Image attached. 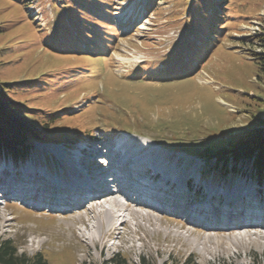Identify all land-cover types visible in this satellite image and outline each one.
<instances>
[{
  "label": "rangeland",
  "instance_id": "374dc122",
  "mask_svg": "<svg viewBox=\"0 0 264 264\" xmlns=\"http://www.w3.org/2000/svg\"><path fill=\"white\" fill-rule=\"evenodd\" d=\"M54 1L56 5L62 4L60 0ZM110 1L115 7L107 17L112 18L119 31L116 34L119 37L114 41L116 51L109 58L113 68L104 66L111 50L101 52L102 56L96 57L91 64L93 69L85 70L90 79L87 82L76 81L72 88L66 86L53 97L52 102L64 110L63 115L66 111L70 114L68 119L63 117L58 125L72 121L69 127L73 131L87 125L94 132L93 137L84 135L79 139L89 147L85 152V162L82 161L80 166L90 167L89 173L97 174L100 161L91 157L93 152L90 149L102 146L98 149L104 150L113 146L116 141L113 137L117 134L141 140L137 142L140 144L137 148L142 147L138 149L141 154L152 156L155 150H161L163 153H157L153 159L160 154L163 166L170 168L175 165L179 172L189 169L187 175L195 170L212 174L217 166L214 161L201 159L200 152L208 149L215 153L218 148L233 142L235 136L259 127V119L264 120V74L255 61L258 55L263 54L256 37L264 35V0H233L231 6L234 9L227 11L228 17L233 16L229 25H222L218 32L212 31L211 37L207 38L210 42L198 43L197 50L190 55L191 44L185 43L188 57L184 55V58L189 59V65H176V71L167 76L159 75V79H168L161 82L150 80V76L158 71L169 72L170 67L159 64L158 71L146 69L137 81L131 79L137 73V69L132 68L180 51L183 48L181 42L199 38L200 23L192 20L194 24L190 27L180 25L187 8L178 0ZM24 3L27 4L23 6L18 1L0 0V80L12 82L45 75L49 81L52 73L59 72L68 65L65 61L74 57L58 55L46 47L51 45L54 51L60 49L53 43V39L60 36H56L54 31L59 24L52 0H25ZM209 14L216 12L209 10ZM210 18L213 20V15ZM112 39L110 36L108 40ZM80 58L88 59L85 55ZM177 61L181 62V59ZM99 74L101 76L97 78ZM71 77L74 79V75ZM94 79H97L96 84ZM21 100L30 106H41L43 102L38 97H23ZM97 102H100V108L96 107ZM43 104L46 106L48 103ZM123 128L136 132L118 131ZM74 150V145L42 146L37 143L22 166L18 164L15 167L11 160L3 158L0 162L16 168V171L23 170L27 163L41 164L40 171L49 180L54 179L55 174L62 178L76 172L86 173V168L80 170L79 166L71 165V158L76 154ZM171 157L172 161H165ZM238 169L248 175L241 176L237 190L253 188L250 191L255 193L254 200L259 201L254 205L240 206L237 211L249 207L264 210V185L261 188L256 185L258 182L253 178L251 164L240 165ZM0 170L8 183L5 168L0 167ZM225 174L223 168L222 173L213 174V179L206 180L203 185L234 181V178L226 180ZM73 176L77 179L75 174ZM12 180L16 179L13 177ZM196 188L197 181L193 183L191 192L175 194V186H172L167 190L169 194H164V201L170 204L166 211H147L141 207V214L149 213V221L141 218L130 220L110 239L107 234L102 240L97 238L95 243L80 238V232L87 230L78 222L77 215L69 216L78 209L69 212V209H60L62 206L58 204L56 209L54 206L34 212L14 200H7L0 204V239H13L20 251L29 255L45 251V257L53 264H103L117 253L131 264H139L141 257L159 264L168 258L180 263L189 256L198 264H264V227L244 228L242 233L247 241L231 244V240L239 235L233 228L225 230L231 227L230 212L215 208L211 212L215 218L207 216L206 219L198 212L193 223H186L184 215H168L174 206L183 207L186 198L191 200ZM58 195V190L53 193L54 202H57ZM87 205L90 204L82 205L84 212L81 217L83 222L91 225L95 222L93 214L85 210ZM206 225L213 226L212 230L208 232L209 228L205 227L202 231L201 226Z\"/></svg>",
  "mask_w": 264,
  "mask_h": 264
},
{
  "label": "trees",
  "instance_id": "16d2710c",
  "mask_svg": "<svg viewBox=\"0 0 264 264\" xmlns=\"http://www.w3.org/2000/svg\"><path fill=\"white\" fill-rule=\"evenodd\" d=\"M14 1H18L19 5L23 6L27 4L24 3L25 0ZM60 1L62 4L56 5L55 1L52 0L54 7H56L54 9L56 10V21L59 24V27L54 29V31L57 33L56 36H60L55 37L53 43L54 46L60 49L54 51L51 45H46V47L58 55H73L74 59L70 58V60L65 61L68 65L59 72L52 73L49 81L45 79V75L39 78L22 79L12 82L0 80V157H9L14 161H18L29 156L32 151V145L35 142L75 143L81 136H93L94 132L87 125L85 128H80L77 131H73L69 127L72 125V121L70 120H68L70 123L67 125H58V122L63 117L68 119L70 114L65 110L69 115L67 113L63 115L64 110L59 109L52 102L53 97L59 94L66 86H71L72 88L77 84L76 81L87 82L90 79L88 78L89 73H86L85 70L93 69L91 64L97 59L96 57L102 56L101 52L111 50L110 55L108 54L109 56L105 58L104 66L108 69L113 68L110 65L109 58L116 51L117 45L114 41L119 37V35H116L119 31L115 27L112 18L107 17V15L112 14L115 6H112L113 2L110 0ZM206 1H208L207 4H205L204 0H178L181 6L187 8L184 14L185 17L183 16L184 18L180 25L190 27L191 24H194L192 20L200 23L199 38L190 39L188 42H181L183 48L175 54L166 55L152 63L142 64L141 67L144 72L146 69H149L151 72L153 70L158 71L157 67L159 64H162L164 67H170V72L177 70L176 65L182 67L188 66L189 63L184 58V55L188 57L185 51V43L191 44L188 53L190 55L194 50H197L198 43L210 42L207 38L211 37L212 31L218 32L222 25L224 27L229 25L233 16L228 17L227 11L230 12L234 9V6H231L233 0ZM209 10H212L214 13L216 12V14H212L213 20L210 18L212 15L209 14ZM194 17L195 19H193ZM197 18L200 20H197ZM211 22H213L212 25L210 24ZM208 24L210 26L206 27ZM110 36H113L111 41L108 40ZM59 39H64V41H60ZM256 39L258 40L259 47L263 50V54L258 55V57L256 56L257 59L255 61L264 74V35H258ZM45 41L49 44L51 39L50 41ZM81 55H85L88 59L80 58ZM173 58L175 59L169 60ZM178 59H181V62H178ZM144 72L139 73L138 76L143 77ZM72 75H74V79L71 77ZM99 76L100 74L97 78ZM77 77H80V79H75ZM91 79L93 78L91 77ZM96 80L94 79L95 84ZM78 96L79 94L76 97ZM23 97H38L43 102H41V106H30L21 100ZM43 103L48 104L44 106ZM99 103H95L98 108H100ZM259 123V127L235 136L236 139L233 142H230L227 147L218 148L215 150V153H212L208 149L200 152V155L205 159L214 160L217 169H214L212 174H220L223 172V168H225L226 174L224 178H229L238 172L240 165L251 164V171H253L255 180L258 182L264 180V120L259 119ZM140 260V264H158L155 261L146 260L145 257H142ZM0 264L53 263L45 257L44 252H39L32 256L21 253L19 246L13 239L3 238L0 239ZM105 264L131 263L121 254H116L111 261ZM163 264H197V262L193 257H188L181 263L167 261Z\"/></svg>",
  "mask_w": 264,
  "mask_h": 264
},
{
  "label": "bare ground",
  "instance_id": "6f19581e",
  "mask_svg": "<svg viewBox=\"0 0 264 264\" xmlns=\"http://www.w3.org/2000/svg\"><path fill=\"white\" fill-rule=\"evenodd\" d=\"M127 140V139H126ZM131 141V140H129ZM131 144V143H128ZM132 144H137V146H135L136 148L138 146H140L139 143L135 142ZM102 146L96 147V149H90L91 152H93V154H91V157H97V162L98 160L100 162H103L104 164H106V167L100 166L98 165L97 170L99 172L100 178H105L104 180L106 182H102V184H98V182L100 181L99 178H97V180H95V183L97 184L92 190H89V194L91 196H95L93 199H91L90 201H88V203L90 205L88 206V209L85 208V210L89 211L91 214H93V219H94V224L91 223V225H89L88 223H85L82 221V217L81 214L84 208H81L82 206H78L76 208L73 209H78L79 211H77L75 214H70L71 215H77L79 217V221L83 224V226H85L86 231H81L80 232V236L81 238H84L86 240L91 241L92 243L96 242V239L99 238L100 240H102L105 235L109 234V239L112 237L111 235L118 232L120 230V228L122 227H126L130 220H135L137 218H141L142 220H147L149 221V214H141L140 210L137 209V207H140V205L142 204V200L139 201L137 204L133 203L130 198L128 197V192H124V191H128L129 188H124L125 186H129V184L127 183L126 185H123L122 189H119L120 186V182L119 180H117L115 177L113 178V173L116 172L118 170V168H120V166L118 167L117 165H113L111 166V163L109 162L111 157L114 158H118L120 156L119 151L115 150L113 146H108V148L104 149V150H99L98 148H100ZM104 151V152H103ZM58 156H61L60 152L58 150L54 151ZM142 153V152H140ZM131 154V153H130ZM129 154V155H130ZM135 154V153H134ZM147 156V155H144ZM160 154L152 159L154 166H158L159 169L161 171L157 172L160 173L161 175L170 177V181L168 182V184L170 185L168 189H171L172 186L174 187L175 183L179 184V186L182 185V180H180V178H182V173H179V177L177 175H174L172 173L173 169H175V165H172L170 168L163 166L160 164V161L162 158L159 157ZM90 157V155L88 156ZM83 163L85 162V159L82 160ZM82 164V163H81ZM83 165V164H82ZM163 166V167H162ZM118 167V168H117ZM141 167V165L138 164H134L133 168L134 169H139ZM79 171V170H78ZM42 172V171H40ZM25 175L28 176V180L29 181H33V178L30 177L31 173L26 171L24 173ZM43 174V173H41ZM132 173L128 174V177L125 178L124 181H131L132 178ZM141 175V173H140ZM75 176H77V173H75ZM141 177V176H139ZM173 177V178H172ZM53 182H55L57 187H63L65 190L69 191V195L73 196V195H77L78 193L81 192V195L84 196L87 194L86 191L84 190H88V184L90 183V180H87L86 178H82V179H75V177H71L68 180H65L64 183L59 182L58 179L54 178L51 179ZM136 181V179L134 178L133 181ZM134 181V182H135ZM108 184L109 186L112 188V190L108 189ZM140 183H136V185H139ZM167 184V185H168ZM181 187L178 188V190H180ZM214 190H216V188H213ZM57 188L55 189L54 192H57ZM155 189H153L152 191H154ZM185 189H183L180 192H183L185 194L186 191H184ZM53 192V193H54ZM152 193V192H151ZM243 193V192H242ZM260 193V191H259ZM263 193V192H262ZM59 196V195H58ZM164 194L160 193L157 196V201H163L164 200ZM233 194H230V201L233 202L234 198H233ZM2 196H0L1 198ZM126 198L125 202L121 201V198ZM29 198V197H28ZM206 202V200L204 201V203ZM62 203L66 204V201H63ZM42 204V203H41ZM59 202H56L53 204V206L58 207ZM81 204V203H79ZM79 204H75L74 206H77ZM86 205V204H85ZM197 205V204H195ZM81 208V210L79 209ZM240 208V206H239ZM240 210V209H239ZM226 215V214H225ZM232 215V214H231ZM224 217V216H223ZM226 217V216H225ZM221 218V217H220ZM217 219V218H216ZM226 219V218H225ZM230 219V218H229ZM246 228L245 225L243 224H236L233 228V230L235 232H238V234H236L238 237L233 238V240H231V244H242L243 241H247L244 236V234L242 233ZM249 231H245V233H247ZM248 236V235H246ZM184 237L186 238L187 236L184 235ZM256 241V239H254ZM103 245L106 246L105 242H103Z\"/></svg>",
  "mask_w": 264,
  "mask_h": 264
}]
</instances>
